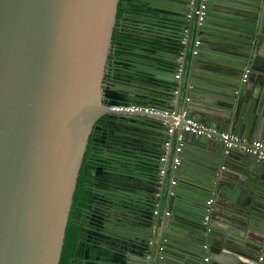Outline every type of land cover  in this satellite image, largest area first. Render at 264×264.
Here are the masks:
<instances>
[{"label": "water", "instance_id": "water-1", "mask_svg": "<svg viewBox=\"0 0 264 264\" xmlns=\"http://www.w3.org/2000/svg\"><path fill=\"white\" fill-rule=\"evenodd\" d=\"M142 1L171 15L167 29L173 34L175 23H185L191 10L189 0ZM118 2L0 0V264L60 263L88 137L101 117L114 114L102 103V87ZM205 4L198 50L210 58L191 62L185 96L187 48L178 82L171 77L174 55L154 54L158 73L132 67L143 80L178 85L175 100L182 94L189 98L186 107L199 122L264 142V0ZM202 62L208 67L198 66ZM245 70L248 85L241 83ZM119 117L132 128L129 136L161 133L149 127L153 119L145 115ZM183 140L184 155L193 146L204 164L183 166L169 187L171 212L164 211L165 217L154 196L159 188L162 198L167 174L154 181L146 158L126 163L141 175L123 185L133 189L124 194L135 195L138 206L115 220L123 224L116 228L124 243L122 258L104 264H264L258 260L264 252V163L225 149L217 138L184 133ZM168 165L169 160L165 170ZM178 182L194 188L188 201L179 199ZM208 198L211 214L204 224ZM107 212L105 218L112 219L123 210Z\"/></svg>", "mask_w": 264, "mask_h": 264}, {"label": "trees", "instance_id": "trees-1", "mask_svg": "<svg viewBox=\"0 0 264 264\" xmlns=\"http://www.w3.org/2000/svg\"><path fill=\"white\" fill-rule=\"evenodd\" d=\"M153 12V9H148L145 5H135L131 0H119L108 51L111 53H121L119 60H121L122 68L125 67L126 69L128 67V64L123 61L126 59H122V56L131 57L137 51L149 55H154L156 52H163L174 56H177L182 51V47L179 44V36L161 40L160 38H151L148 32L138 34L134 31L137 30L136 28L139 22L133 18L142 15L147 17ZM111 57L107 56L106 60H109ZM107 78L105 76L104 80ZM173 85L171 86L172 89H174ZM102 94V103L107 107L132 103L126 96L111 90L108 85L102 87ZM117 118V115H105L101 117L95 123L89 135L86 151L78 173L77 185L73 196L59 264L109 263L114 260H121L122 258L123 251H117L112 246L114 244L112 238L103 234L99 225L102 219V208L105 205L110 207L114 203L112 200L102 199L98 193L92 192V186L97 189L106 188V184L104 183L105 175L103 173L105 157H108V164L118 165V162L122 159L135 156L130 151L123 150L122 147H128V143H123V145H120L121 149H116L117 143L121 141L116 139L117 136H115V139H109L106 136L107 129L111 131L110 136H114L113 132L116 131L114 121ZM158 161L155 160L152 163L153 165H151L152 169L157 170V173L160 168ZM85 203H89L93 207L88 206L86 208ZM84 209L90 210L89 214L87 213L88 210L86 211V219L92 224L88 228H85L82 223V217H84L85 213ZM148 212L150 215H153L152 208H149ZM101 244L110 245L112 248L104 247Z\"/></svg>", "mask_w": 264, "mask_h": 264}, {"label": "crops", "instance_id": "crops-1", "mask_svg": "<svg viewBox=\"0 0 264 264\" xmlns=\"http://www.w3.org/2000/svg\"><path fill=\"white\" fill-rule=\"evenodd\" d=\"M140 1V0H138ZM142 1V0H141ZM153 1V0H152ZM156 3L160 2L159 0H155ZM143 2V1H142ZM162 2V1H161ZM154 11V10H153ZM161 12V11H160ZM159 10L156 11V13L158 14L156 16V18H150V16H136L133 19H135V21L139 22V24H137V30H134L136 33L138 34H143V32H148L149 36L153 39L156 38H160V37H164L167 38L166 36H168V38L170 37L173 38L174 36L178 37L180 36L182 29L184 28V22L181 20V22H177L175 23L177 26V29L174 30V33L172 31H170L169 29H167V24H169L170 22V17L171 15L167 12H162L160 13ZM183 19V18H182ZM196 35L193 34L192 39L195 38ZM201 38V44L200 47L203 45L202 41H203V33L201 32L200 35ZM191 46H192V42H191ZM207 53H211V51H206ZM134 57L131 58L132 60H134L133 62L137 65V69H146V67H152V68H148L150 71H152L153 73H158L157 70L155 69V65L157 63V58L155 55H149V54H145L142 52H135ZM167 56V55H165ZM128 56H122V59H125ZM173 57V56H172ZM204 58L201 57V55L198 56L199 61L202 59L203 61H205V59L210 58L209 54H204L203 56ZM174 61L176 62V56L174 57ZM196 63V62H194ZM142 64V65H141ZM191 61L187 60L186 63V68H185V78H184V82H183V86H182V92L185 96V93L188 92V87H187V83H188V75L189 72L191 71V66H190ZM197 64V63H196ZM146 67H145V66ZM198 66L201 67H208V65L206 63H200L198 64ZM124 72V71H123ZM165 74V73H164ZM167 76H170V74H166ZM120 78L119 81L117 82V84H119L120 88L119 91H117L118 93H120L121 95L126 96V94H130V100L132 103H139V104H143V105H147V106H153V107H158V108H164V109H173V110H182L185 103V97L183 96V94L180 97L179 102L177 103V101L173 98V94H172V82H167L164 84L159 83L158 81L153 80L152 77L147 76L148 78L143 80L141 78H136V80H133V87L132 89L129 90V88L127 87L128 85V78L127 75L125 73H120ZM174 76V72L171 75V77L173 78ZM187 77V78H186ZM158 82V83H157ZM247 85L249 84V82L247 81L246 83ZM137 85H139L138 90H143V91H137ZM161 85L162 88H164L166 91L168 92H161L159 90H157L155 87L156 86ZM147 86V87H146ZM154 86V87H152ZM174 86V90H178L179 87L178 85H173ZM137 91V92H136ZM189 111V110H188ZM190 115L194 117V114L192 112H190ZM120 118V117H118ZM149 127H151V129H155V130H160L161 133L159 132H154V131H146L144 133L138 134L136 133L134 136V138H132L133 140H136V144L139 145V153H136V155L134 156V158H136V160L139 158H146V163L149 164L150 166L153 165L152 163L155 160H159L160 158L159 155H161V153H163V143L164 141L167 139V132H166V126L159 120H150L149 121ZM116 128V136L120 139V141L124 142L126 141L127 138V133L129 132V130H132V128H130L129 126L126 125V121H121L119 123H117V125H115ZM133 131H139L137 129L133 128ZM137 135H140V138L137 137ZM138 142V143H137ZM173 143V148L171 150V155L173 156L174 154V147L176 145L175 141L172 142ZM192 148V152L187 153V155H184L183 152H181V163L179 168L172 173L171 169H170V163H169V170L167 171V182L164 186V191H163V195L162 198L160 199V191L159 188L156 189V194H158L159 196H154V205L157 207V205L159 204V202L161 201V209H160V217H165L164 216V211H169L170 210V205L168 202V194H169V187L170 186V182L171 179H174L177 182V178L180 177V173H181V169L184 167L187 168H192V167H196L197 165L200 164H204L203 161L199 158L197 152H200L197 148L190 146ZM123 150L128 151V147L124 146L122 147ZM117 149H121L120 147H118ZM138 159V160H139ZM128 159H122V162L125 164L127 163ZM160 163V161H158ZM161 166V164H160ZM163 166V165H162ZM153 180L155 181L159 176L157 173L156 169H153ZM185 176V175H184ZM177 179V180H176ZM178 188H177V193H178V197L182 202L188 201L190 195L192 194V190L194 189L192 187V185L187 182L184 184H180V182L177 183ZM155 194V195H156ZM209 200L205 199L203 202V207H206V202ZM212 200V198H211ZM123 205L121 206V210H123L122 212V216L124 215V211H127L129 206V201H127V199L122 200ZM133 205V203H132ZM133 206L137 207L138 205L134 204ZM133 206L130 208L131 210L133 209ZM155 209V208H154ZM152 209V212L153 210ZM119 215V214H118ZM171 215V214H170ZM155 216V215H152ZM264 261V260H263ZM262 261V262H263Z\"/></svg>", "mask_w": 264, "mask_h": 264}, {"label": "built area", "instance_id": "built-area-1", "mask_svg": "<svg viewBox=\"0 0 264 264\" xmlns=\"http://www.w3.org/2000/svg\"><path fill=\"white\" fill-rule=\"evenodd\" d=\"M191 10L185 16V26L182 29L180 34L179 44L182 47V51H180L176 56V68L174 72V80L178 82L180 79L181 71H182V63L185 58V50L187 48V60L191 62L196 61L199 56V50L201 44L200 38V28L204 21L206 15V0H189ZM193 34L196 35L194 39H192ZM192 42V46H191ZM249 70H245L241 76V83H246L248 79ZM174 99L177 95V90H173ZM189 101V98H185L184 107L182 110H173V109H164L153 106H147L143 104H124V105H116L110 106L109 108L112 110L114 115L122 116V115H145L148 118H152L155 120L161 121L166 125L167 139L163 143V154L160 157V168L158 172V176L161 178L167 171L169 170V165L167 170H165L164 165L169 160L170 169L172 173H174L181 163V152H182V144H183V134L188 133L194 137L205 136L207 138H217L220 139L224 145V148L227 150L235 149L242 150L247 154H251L257 158V160L264 163V142L260 140H248L238 135L231 133L229 131H221L211 125L203 122H199L195 118H193L187 107L186 103ZM173 141H175L176 145L174 147L173 156L170 154L173 148ZM163 165V166H162ZM171 186L176 185V181L171 179ZM170 194V193H169ZM159 196L158 194L155 195ZM211 205L212 200L209 199L206 202L205 213L203 218V223L206 224L209 221L211 214ZM153 215H157L158 211L156 209L153 210ZM165 215H169V212H166ZM204 248H206L204 246ZM259 262L264 260V252L258 258ZM205 262L209 261V258H204Z\"/></svg>", "mask_w": 264, "mask_h": 264}, {"label": "flooded vegetation", "instance_id": "flooded-vegetation-1", "mask_svg": "<svg viewBox=\"0 0 264 264\" xmlns=\"http://www.w3.org/2000/svg\"><path fill=\"white\" fill-rule=\"evenodd\" d=\"M133 4L138 5V6H142L144 4H146L145 2L142 1H138V0H131ZM156 4H160V2L156 3ZM157 10H154L153 17L150 16V18H156V16L158 15L156 13ZM160 12V11H159ZM162 13V12H160ZM120 50V49H119ZM121 53L116 52V53H111V52H107V56H112L109 60H105V76L108 77L106 80H103V86H110L111 90L113 91H119V84H117V82L119 81L120 73H125L127 75L128 78V85L127 87L130 89H132L133 87V80H136V78H138L137 73L134 70V67H132V65H134V60H132L131 58L134 57V55H131V57H127L125 58L126 60L124 63H127L128 67L122 68L121 67V60H119ZM130 55V54H128ZM106 56V58H107ZM125 71V72H123ZM127 71V72H126ZM104 76V78H105ZM133 82V83H132ZM107 115H114V114H107ZM119 117V116H118ZM122 120L117 118L116 121H114L115 125H117V123L121 122ZM112 125V124H110ZM114 125V126H115ZM110 129H107L106 131V136L107 138H111V139H115L116 136V131L113 132L114 136H110ZM134 136V135H133ZM89 138V137H88ZM126 141L124 142H120L117 143L116 145V149L118 147H121L120 145H123V143H128V151H130L131 153H133L132 155H136V153H139V145L136 144V140H133L132 136L127 135ZM117 140H120L118 137L116 138ZM138 143V142H137ZM88 144V142H87ZM105 162H104V170L103 173L105 175L104 178V183L106 184L105 187L106 188H94L92 186V192L98 193L99 196H101V198H105V199H110L113 201L114 205L110 206V207H114L117 209H121V206L123 205L122 200L127 199V201H129V206L128 207V211L131 212L132 210L130 209L134 204L136 199V196L133 195V197H129L127 194L125 195L124 193H131L134 192L133 189H130L128 187H124V183H130V184H134V177L135 176H141L139 175L138 170L131 168V166L124 164L122 162V160L120 162H118V165H112V164H108V157H105ZM127 162H131V163H136L138 162V160H136V158L133 157H129L128 160H126ZM136 184V183H135ZM125 189V190H124ZM136 191V190H135ZM133 203V205H132ZM86 208L88 206H91V204L89 203H85ZM109 206L105 205L102 210L103 213L101 215L102 219L100 220V229L102 231L103 234L109 236L112 238L113 241V247L115 249H117V251H123V246L124 243L121 240V233L116 229L117 227H123V224L120 222H116L115 220H120L123 216L119 213V215H115L112 216V219H107L105 218V215H107V209ZM85 210V209H84ZM88 210V214L90 213L89 209L85 210L84 213V217H82V223L84 225L85 228H88L89 226H92V224L88 221V219H86L87 213L86 211ZM114 226V228H112ZM104 247L107 248H112V246H108L106 244H101ZM99 264H104V262L99 263Z\"/></svg>", "mask_w": 264, "mask_h": 264}, {"label": "rangeland", "instance_id": "rangeland-1", "mask_svg": "<svg viewBox=\"0 0 264 264\" xmlns=\"http://www.w3.org/2000/svg\"><path fill=\"white\" fill-rule=\"evenodd\" d=\"M108 50H109V47L107 48V52H108Z\"/></svg>", "mask_w": 264, "mask_h": 264}]
</instances>
